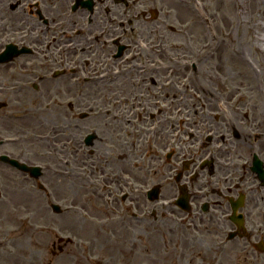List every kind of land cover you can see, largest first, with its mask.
Returning <instances> with one entry per match:
<instances>
[{"label": "flooded vegetation", "instance_id": "obj_1", "mask_svg": "<svg viewBox=\"0 0 264 264\" xmlns=\"http://www.w3.org/2000/svg\"><path fill=\"white\" fill-rule=\"evenodd\" d=\"M180 2L0 0V197L72 193L60 163L89 166L108 219H155L157 186L181 220L183 192V223L264 264V89L226 75L232 50L196 57Z\"/></svg>", "mask_w": 264, "mask_h": 264}, {"label": "rangeland", "instance_id": "obj_2", "mask_svg": "<svg viewBox=\"0 0 264 264\" xmlns=\"http://www.w3.org/2000/svg\"><path fill=\"white\" fill-rule=\"evenodd\" d=\"M204 19L195 16L193 3L188 0L189 20L198 32L204 33L205 44L217 40L227 47L232 45L237 49L240 43L244 44L250 53L249 63L252 69L239 75V79H246L255 85V77L264 80V57L253 45L251 32L246 26L250 25L255 34L264 42V0L256 3L254 0H202ZM248 15V23L237 24L236 19L243 20L242 16ZM213 18L215 28L209 29V18ZM183 19H186L184 16ZM224 21L229 24L228 29ZM184 22H186L184 20ZM176 27L184 24L175 23ZM254 25V26H253ZM213 28V27H211ZM199 43V41H197ZM224 45V46H225ZM264 45V44H263ZM206 45L195 54L201 57L208 53ZM224 50H219L218 53ZM217 53V54H218ZM220 65V64H219ZM221 66V65H220ZM229 67V69H227ZM223 68V65L221 66ZM234 71L241 73L239 65L232 62L226 63L224 72L228 76H234ZM251 77V78H249ZM237 80V79H236ZM62 166V163H60ZM98 165V164H96ZM61 169L69 170L70 163L63 165ZM82 177L75 183L88 185L92 196H88L87 189L82 185L74 195H68L70 201L65 203V196L51 195H27L26 200L17 198V206L7 200L0 201V264H92L95 261H103L102 258L113 257V264H245L244 259H239L233 252L235 247L224 252L218 249L216 239H202L199 230L190 227L186 223L179 226L175 221L164 220L157 213L156 218L151 219L144 212V221H135L131 212L116 211L118 213L112 220L106 223L104 205L100 202L98 194H95L91 184L84 180L89 177L91 168L84 166ZM97 176V175H96ZM73 187V188H75ZM100 194V191L95 190ZM73 202L77 204H73ZM50 203H57L66 211L60 215L54 214L49 208ZM87 212H79L78 207H83ZM1 208V207H0ZM68 208V210H67ZM106 209V208H105ZM97 211L98 215H90ZM107 210V209H106ZM179 214L177 213L176 216ZM70 237L73 243L67 245L63 253L52 257L53 242L57 237ZM55 249V248H54Z\"/></svg>", "mask_w": 264, "mask_h": 264}, {"label": "bare ground", "instance_id": "obj_3", "mask_svg": "<svg viewBox=\"0 0 264 264\" xmlns=\"http://www.w3.org/2000/svg\"><path fill=\"white\" fill-rule=\"evenodd\" d=\"M254 1L256 3H258V1H261V0H254ZM188 13H189V11L187 9L185 11H183V14H185L186 17H187V19L189 20V14ZM183 14L181 16H183ZM242 18H244V19L243 20L241 19V21L236 19L235 20L236 23L237 24H243L244 25V23H248L249 22L248 20H250V17L248 15L242 16ZM224 23H225L226 27L228 29H230L229 24H232V21H230V23L224 21ZM190 28H194V26L192 24H190ZM246 28H247L248 31L251 32V36H252V40H253L252 42H253L254 47H256V49L258 50V52L264 57V45H263L264 42H263V39H261L257 34H255V32L253 31L255 28L253 29L250 25L246 26ZM255 30H258V29H255ZM241 58L242 57H240V56H234V57H230L229 56L226 59L227 60H230V61H233L234 63H240L239 60ZM218 59L219 60H224L223 55L220 54L219 57H218ZM84 207L85 206L78 207V208H76V210H78L79 212H82V209L84 211H86V209ZM90 215H92V216L98 215L99 216V213L97 211H91Z\"/></svg>", "mask_w": 264, "mask_h": 264}, {"label": "water", "instance_id": "obj_4", "mask_svg": "<svg viewBox=\"0 0 264 264\" xmlns=\"http://www.w3.org/2000/svg\"><path fill=\"white\" fill-rule=\"evenodd\" d=\"M51 209H52L54 212H57V213H59V212H60V210H58V209H59V207H58V206H56V205H52V206H51Z\"/></svg>", "mask_w": 264, "mask_h": 264}]
</instances>
